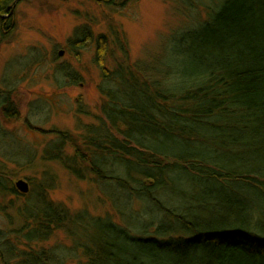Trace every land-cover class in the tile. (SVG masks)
I'll return each mask as SVG.
<instances>
[{
    "label": "trees",
    "instance_id": "1",
    "mask_svg": "<svg viewBox=\"0 0 264 264\" xmlns=\"http://www.w3.org/2000/svg\"><path fill=\"white\" fill-rule=\"evenodd\" d=\"M21 1L0 0V34L16 28ZM123 40L113 70L104 65L109 41L97 43L107 122L85 127L82 140L57 132L44 159L93 175L124 203L114 205L126 224L74 215L42 191L17 207L25 225L0 229L1 263L65 264L33 245L64 229L85 264H264V237L236 225L254 204L246 189L264 200V0H221L174 40L168 60L131 63ZM14 105H0L7 119ZM3 174L0 189L16 194Z\"/></svg>",
    "mask_w": 264,
    "mask_h": 264
},
{
    "label": "rangeland",
    "instance_id": "2",
    "mask_svg": "<svg viewBox=\"0 0 264 264\" xmlns=\"http://www.w3.org/2000/svg\"><path fill=\"white\" fill-rule=\"evenodd\" d=\"M220 1L116 0L107 5L98 0H22L16 4V28L0 34V105L13 102L17 115L7 119L0 106V172L4 177L3 172L8 173L4 184L17 193L0 189V229L25 225L17 207L35 201L42 191L74 215L87 211L126 224L114 205L123 208V202L111 198L93 175L80 179L60 162L46 161V150L59 141L57 132L82 140L85 127L107 122L102 88L109 83L96 61L99 39L106 38L113 51L105 57L108 70L116 67V59L123 60V39L131 63L168 60L174 40L204 23ZM65 150L70 154L73 149L66 145ZM20 179L30 184L27 195L16 187ZM245 192L254 204L236 225L264 237V200L250 189ZM139 209L135 202L133 211ZM70 236L57 230L33 245L56 251L65 264H85L84 253L74 247Z\"/></svg>",
    "mask_w": 264,
    "mask_h": 264
},
{
    "label": "water",
    "instance_id": "3",
    "mask_svg": "<svg viewBox=\"0 0 264 264\" xmlns=\"http://www.w3.org/2000/svg\"><path fill=\"white\" fill-rule=\"evenodd\" d=\"M16 4H15L14 8L16 7ZM62 54H63V52L61 51L60 55H62ZM16 187H17L18 191L23 193V194H27L30 191V184L28 181H26L24 179L18 180L16 183Z\"/></svg>",
    "mask_w": 264,
    "mask_h": 264
}]
</instances>
